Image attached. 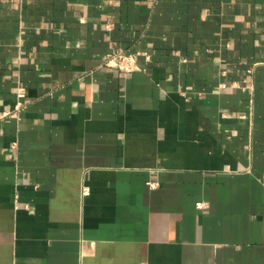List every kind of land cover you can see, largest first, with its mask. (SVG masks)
<instances>
[{
	"label": "crops",
	"instance_id": "obj_1",
	"mask_svg": "<svg viewBox=\"0 0 264 264\" xmlns=\"http://www.w3.org/2000/svg\"><path fill=\"white\" fill-rule=\"evenodd\" d=\"M6 111L0 264H264V0H0Z\"/></svg>",
	"mask_w": 264,
	"mask_h": 264
},
{
	"label": "built area",
	"instance_id": "obj_2",
	"mask_svg": "<svg viewBox=\"0 0 264 264\" xmlns=\"http://www.w3.org/2000/svg\"><path fill=\"white\" fill-rule=\"evenodd\" d=\"M105 63L107 66L112 68H116L122 72H131L137 69L136 65V55L128 54L124 51H117L112 54H108ZM11 115L10 111L0 112V120L8 117ZM151 187H155V184H151ZM88 188H83V193L86 195L88 194ZM199 209L203 208L202 204H197Z\"/></svg>",
	"mask_w": 264,
	"mask_h": 264
}]
</instances>
